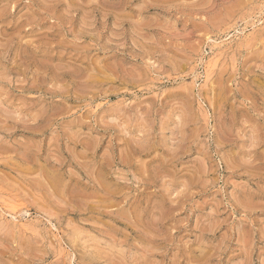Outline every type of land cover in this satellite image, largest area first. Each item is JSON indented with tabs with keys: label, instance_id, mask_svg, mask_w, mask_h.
Returning a JSON list of instances; mask_svg holds the SVG:
<instances>
[{
	"label": "rangeland",
	"instance_id": "374dc122",
	"mask_svg": "<svg viewBox=\"0 0 264 264\" xmlns=\"http://www.w3.org/2000/svg\"><path fill=\"white\" fill-rule=\"evenodd\" d=\"M0 264H264V0H0Z\"/></svg>",
	"mask_w": 264,
	"mask_h": 264
}]
</instances>
